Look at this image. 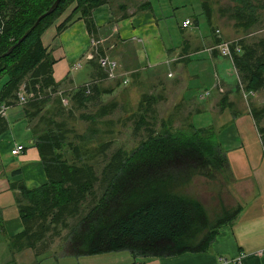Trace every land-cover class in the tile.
Masks as SVG:
<instances>
[{
    "label": "trees",
    "instance_id": "1",
    "mask_svg": "<svg viewBox=\"0 0 264 264\" xmlns=\"http://www.w3.org/2000/svg\"><path fill=\"white\" fill-rule=\"evenodd\" d=\"M54 1L0 0V79L5 78L0 86V106L20 104L47 175L45 183L31 189L21 182L12 183L11 187L19 190L16 203L23 229L11 238V247L31 248L39 256L52 252L58 237L55 250L67 256L124 250L133 257L205 252L219 228L239 211L238 206L223 205L210 211L197 197L183 191L196 175L211 179L228 171L218 130L196 127L192 122L175 127L168 118L157 122V105L163 98L143 93L138 112L131 117L133 133L143 128L146 137L129 151L122 147L112 150L113 122L104 118L113 114L118 103L102 101L115 87L104 86L113 77L98 59L108 56L116 62V69L117 61L99 44L88 62L90 79L72 90H62L61 82L53 77L55 59L41 40L47 27L71 6V12L57 26L58 32L81 19L90 38L99 40L93 10L107 0H60L17 43ZM200 1L213 35L214 45L209 50L231 59L238 86L245 93L264 91V38L253 42L244 36L223 39L212 27L211 0ZM230 1L228 18L236 29L247 31L258 22L257 10L264 6L263 0ZM149 4L147 0L139 9H151ZM220 41L231 42L230 56L214 48ZM80 67L75 64L73 68ZM121 79L115 86L124 82ZM22 91L29 96L23 103L18 99ZM229 105L224 94L219 108ZM74 111L87 123L82 132L68 126ZM250 112L264 144V125L260 124L264 106L250 105ZM4 115L0 116V134L7 128ZM62 230H66L64 237Z\"/></svg>",
    "mask_w": 264,
    "mask_h": 264
},
{
    "label": "crops",
    "instance_id": "2",
    "mask_svg": "<svg viewBox=\"0 0 264 264\" xmlns=\"http://www.w3.org/2000/svg\"><path fill=\"white\" fill-rule=\"evenodd\" d=\"M113 2L107 0L93 10L100 45L117 61L118 73L123 78L125 73L129 75L126 85L149 82L148 93L162 96L157 111L163 112L173 126L184 122H192L196 126V115L208 111L213 113L216 121L208 126L218 130L229 165L225 172L224 195L239 207V211L230 222L219 228L205 252L133 257L124 250L67 256L56 252L55 248L52 252L36 256L31 248H13L11 238L23 229V224L16 203L19 190L11 185L21 182L27 188H35L46 182L47 175L21 106H9L4 115L7 128L0 134V264H216L221 257L234 259L241 255L237 264H264V252H258L264 247V144L250 112V105L260 106L264 100V97L259 100L262 91L245 93L239 88L238 74L231 59L209 50L214 45L213 37L210 36L205 45L189 41L178 49L170 48L163 41L152 9H137L140 1L132 2L133 10L125 1ZM71 10L72 6L41 35L43 45L55 59L52 66L55 81L70 90L87 82L92 73L87 57L91 51L90 36L83 20L76 19L63 30H57ZM185 19L190 20L189 25L198 22V19L195 21L188 16L183 18L181 25ZM218 57L230 62L235 75L232 83H226L220 77L216 64L222 63ZM200 61H210L215 65L212 81L202 94L196 96L191 83L199 80L200 73L193 65ZM77 63L81 67L74 69ZM163 67L168 68L166 77ZM208 90H214L216 97L207 105H201L197 99L210 95ZM224 94L230 105L220 109L219 100ZM260 124L264 125V118ZM17 145L21 146L20 151L12 154L11 150ZM214 191L222 202L220 195L223 192ZM51 258L54 259L52 262Z\"/></svg>",
    "mask_w": 264,
    "mask_h": 264
},
{
    "label": "rangeland",
    "instance_id": "3",
    "mask_svg": "<svg viewBox=\"0 0 264 264\" xmlns=\"http://www.w3.org/2000/svg\"><path fill=\"white\" fill-rule=\"evenodd\" d=\"M124 1L128 3L130 9L132 10L134 9V5L132 4V2L135 4L138 1H140V3L145 2L144 0H114V2ZM261 3L264 4V0L261 1ZM232 4L233 3L230 0H211V14L213 17L212 27L214 31L216 29L219 30L222 38L229 41L237 40L242 36H244V39L247 42H253L258 40L259 38H264V6L258 8L257 10L258 22L250 27L247 31H241L240 29H236V27H234L233 25V20L228 18L229 13L227 8H229V6H231ZM149 5L158 21L163 41L168 47H175V49H178V47H182L184 43H189V41L198 45H205L206 42L210 40V36L211 38L213 37L211 30L209 29V24L207 23L205 16L201 13L202 9L200 0H150ZM138 8L139 6L137 7V9ZM188 16L191 19L197 18L198 22L196 24L194 20H192V22L195 24L189 25L188 27L183 29L181 28V21L183 20V18ZM109 56L112 58L111 54ZM217 59L218 61H220V63H222L216 64V69L220 74V77H222L226 83H232L235 75L233 73L230 62L222 57H218ZM191 60H193V58H191ZM214 65L215 64H210V61L209 63L200 61L193 65V67L195 66L197 68V72L200 73L199 80L196 79L191 83L193 85L194 95L198 96L199 94H202L205 88L208 87V85L212 81ZM228 69H230L229 74H227ZM167 71L168 68L163 67L164 77H166ZM84 76L85 75H83L80 80H82ZM121 78L122 75H120L118 73V70L116 69L115 76L103 83L104 86H114L115 88L112 93L103 95L102 101H116L118 103V107L113 112V114H111L109 117H106L107 119L104 118V120H112L113 122L112 128L115 131V134L114 143L112 144V150L118 147H122L129 151L134 148L141 139H144L146 137V131L143 128H141L137 132V134L133 133L134 117H131V114L138 112L137 104L139 102V99L141 98V94L149 92V82H145L144 84L137 86H133L131 84L126 85L125 82L129 80V75L125 73L124 82H121L120 85L115 86L116 80L122 81ZM4 79V77L0 79V86ZM62 90L69 89L66 86H62ZM209 92L210 95L204 96V98L200 100L197 99L201 105H207L209 102L213 101L214 97H216L214 90H210ZM54 95H57V93H55ZM263 97L264 91H262L259 95V100L261 101V98ZM19 105L20 104H18V106ZM260 106H264V100H262ZM65 107H68V105H65ZM78 112L79 111L73 112V116L68 119V126L74 128L77 132H82L85 129L87 123L79 119ZM136 116L137 115H135V117ZM160 119H166L165 114L161 111L157 113V122H159ZM215 121L216 118L210 111L198 114L194 118V122L196 123L197 127H205L210 124H214ZM158 125L159 124L157 123V125L155 126L156 130L158 129ZM220 141L223 143L221 138ZM101 166L102 164L97 166V174H100ZM224 182L225 172L223 174L217 173L211 179L196 175L192 178L191 183L183 189V191L191 196L197 197L210 211H214L218 208L220 209L221 207V201L217 198V195L214 191V189H216V191L218 189V191L223 192L220 195L222 200L221 205L225 206L226 208H234L235 205L231 203V201L228 200L224 195ZM211 187L214 189H210ZM65 234L66 230H62L61 236L64 237ZM59 240L60 239L58 237L54 239V243L52 244L50 250L55 248L57 249ZM50 260L52 262L54 259L51 258Z\"/></svg>",
    "mask_w": 264,
    "mask_h": 264
},
{
    "label": "built area",
    "instance_id": "4",
    "mask_svg": "<svg viewBox=\"0 0 264 264\" xmlns=\"http://www.w3.org/2000/svg\"><path fill=\"white\" fill-rule=\"evenodd\" d=\"M190 24V20L185 19L182 22L183 26H187ZM218 31V30H217ZM100 44V40H95L93 38H90V53L87 55V57L93 58L95 55V50L97 48V46ZM214 48H216L221 55L223 56H230L231 55V42L229 41H220L218 44H216L214 46ZM236 50H238L239 48L236 46L235 47ZM99 63L105 68V70H107L110 74L111 77L115 76L116 73V62L111 60L108 56H101L98 59ZM80 63L76 64V67H79ZM29 97L27 94H24L23 91L18 93V99L20 102H25L26 98ZM63 103L66 105L68 102L66 100V98L62 99ZM6 106L5 105H1L0 106V116H3L5 114V110H6ZM21 149L20 145L15 146V148L13 150H11L12 154H17ZM258 252H264V247L261 248ZM241 256H238L234 259H229V258H225V257H221L218 262H216V264H237L240 263L241 260Z\"/></svg>",
    "mask_w": 264,
    "mask_h": 264
},
{
    "label": "water",
    "instance_id": "5",
    "mask_svg": "<svg viewBox=\"0 0 264 264\" xmlns=\"http://www.w3.org/2000/svg\"><path fill=\"white\" fill-rule=\"evenodd\" d=\"M59 1L60 0H55L54 2H53V4L50 6V8L48 9V11L47 12H45L44 14H42V15H40L37 19H36V21L34 22V24H33V26L32 27H30L26 32H25V34L17 41V43H19L22 39H24V37L30 32V30L35 26V25H37L38 24V22L40 21V19H42L44 16H46V15H48L49 13H51L56 7H57V4L59 3ZM11 50V48L9 49V51ZM8 51V52H9Z\"/></svg>",
    "mask_w": 264,
    "mask_h": 264
},
{
    "label": "bare ground",
    "instance_id": "6",
    "mask_svg": "<svg viewBox=\"0 0 264 264\" xmlns=\"http://www.w3.org/2000/svg\"><path fill=\"white\" fill-rule=\"evenodd\" d=\"M88 90V89H87Z\"/></svg>",
    "mask_w": 264,
    "mask_h": 264
}]
</instances>
